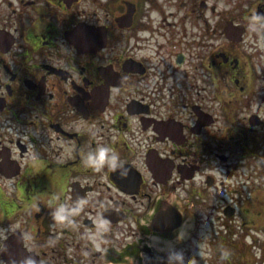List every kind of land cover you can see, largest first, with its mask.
Wrapping results in <instances>:
<instances>
[{
  "label": "flooded vegetation",
  "instance_id": "obj_1",
  "mask_svg": "<svg viewBox=\"0 0 264 264\" xmlns=\"http://www.w3.org/2000/svg\"><path fill=\"white\" fill-rule=\"evenodd\" d=\"M237 146L264 147V0H0V264H186Z\"/></svg>",
  "mask_w": 264,
  "mask_h": 264
},
{
  "label": "rangeland",
  "instance_id": "obj_2",
  "mask_svg": "<svg viewBox=\"0 0 264 264\" xmlns=\"http://www.w3.org/2000/svg\"><path fill=\"white\" fill-rule=\"evenodd\" d=\"M224 4L225 2L221 3L219 7L223 9ZM256 110L255 107L250 114L256 113ZM230 114L239 117L223 119L229 123L226 125L229 128L226 132L233 137L232 146H236V134L241 132L247 133L245 138L250 146L251 142H255V131L258 129L252 128V132L251 127L246 123L244 125L243 119L248 114L235 111ZM223 120L220 121L222 126ZM235 149L231 167L223 168L222 174L213 173L218 181L225 182V186L219 182L211 190H204L202 187L199 222L197 228L195 225L196 235L191 242L193 249L186 264H191L193 258L196 264H264V147L260 151L257 146V153L253 156H243L238 146ZM206 172L207 175L210 173ZM227 204L236 208V214L231 218L224 214ZM190 219L191 217L187 223L189 225ZM225 252L229 254L227 259L222 258Z\"/></svg>",
  "mask_w": 264,
  "mask_h": 264
},
{
  "label": "clouds",
  "instance_id": "obj_3",
  "mask_svg": "<svg viewBox=\"0 0 264 264\" xmlns=\"http://www.w3.org/2000/svg\"><path fill=\"white\" fill-rule=\"evenodd\" d=\"M252 19L253 21H256L259 18L253 17ZM85 163L88 166L93 167L97 170H99L105 164H108L113 170H119L120 175L122 177L127 176L128 174V170L124 168V166L120 163V158L118 154L109 147L100 146L95 151L89 152L86 156ZM167 205L171 207H177L179 209V207H181L183 204L177 201L175 203L167 202ZM75 211H77V209L69 210L65 205H61L53 212V217L57 222H64L68 220L69 216L74 214ZM180 227H181V234L183 235L184 225L181 224ZM200 247L203 246L201 245ZM198 254L202 255L203 253H198ZM184 255L185 254L182 249H177L175 248V246H172L168 251L167 258L169 259L171 264L173 261H178V264H185ZM228 255L229 254L227 252L223 253L222 258L227 259ZM26 264H33V261L28 260ZM191 264H196L195 258L192 259Z\"/></svg>",
  "mask_w": 264,
  "mask_h": 264
},
{
  "label": "water",
  "instance_id": "obj_4",
  "mask_svg": "<svg viewBox=\"0 0 264 264\" xmlns=\"http://www.w3.org/2000/svg\"><path fill=\"white\" fill-rule=\"evenodd\" d=\"M228 216H229V217L233 216V213H228Z\"/></svg>",
  "mask_w": 264,
  "mask_h": 264
}]
</instances>
